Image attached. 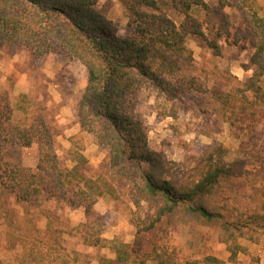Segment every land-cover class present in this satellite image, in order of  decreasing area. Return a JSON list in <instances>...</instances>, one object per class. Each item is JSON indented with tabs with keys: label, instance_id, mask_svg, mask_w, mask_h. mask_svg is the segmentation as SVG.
<instances>
[{
	"label": "trees",
	"instance_id": "16d2710c",
	"mask_svg": "<svg viewBox=\"0 0 264 264\" xmlns=\"http://www.w3.org/2000/svg\"><path fill=\"white\" fill-rule=\"evenodd\" d=\"M127 11L125 36L119 37L110 20L96 10V0H0V48H23L34 58L49 53L79 61L87 70V83L77 107L80 129L106 151L110 176L90 178L86 175V158L76 153L71 168L63 166L57 156L53 134L41 117L31 122H16L7 102L0 106V184L22 203L32 204L41 197L61 200L70 208L92 207L103 195L119 200L115 183L125 186L133 206L147 210L134 221L131 243L117 238L105 240L84 226V243L107 247L113 258L102 257L99 264H224L208 255L202 259H179L168 241L171 222L196 219L205 225L217 224L222 230L219 243L227 244L229 232L239 225L264 228V202L254 208H239L232 217L224 191L227 181L244 177L251 189L264 197L258 184L264 185V152L251 148L242 151L244 161L228 163L223 145L206 147L202 154H188L181 163L151 150L148 129L136 112L141 90H155L170 104L161 116L177 119L176 100L189 90L208 93L228 113L226 121L235 136L251 133L264 112V16L254 0H221L212 9L203 0H117ZM226 5L236 9L246 25V39L252 50L253 76L236 91L244 94L236 105L232 93L216 87L201 88L185 75L195 65L187 48L190 37H198L213 49L193 8L206 14L216 11L224 17ZM180 12L183 20L176 24L166 9ZM187 79V80H186ZM24 97V96H23ZM23 109V108H22ZM36 140L37 163L34 169L4 161L1 147H29ZM248 155V156H247ZM250 167V168H248ZM228 247V246H227ZM230 258L234 252L230 247Z\"/></svg>",
	"mask_w": 264,
	"mask_h": 264
},
{
	"label": "rangeland",
	"instance_id": "374dc122",
	"mask_svg": "<svg viewBox=\"0 0 264 264\" xmlns=\"http://www.w3.org/2000/svg\"><path fill=\"white\" fill-rule=\"evenodd\" d=\"M203 1L214 9L221 0ZM254 1L259 15L264 16V0ZM225 2L229 4L232 0ZM96 10L112 22L119 37L125 36L127 11L117 0H96ZM166 11L176 24L182 22L180 12L171 7ZM222 11L224 17L216 11L206 14L193 8L192 13L200 21L206 39L217 43L219 53L216 55L204 40L190 37L187 48L195 65L185 77L193 78L196 86L204 89L216 87L231 92L236 105L243 94L252 97V91H236L253 76L252 50L245 37L246 25L241 14L230 5ZM87 76L86 68L79 61L65 56L49 53L43 58H34L23 48H0V106L7 102L16 122H31L41 117L52 131L55 151L63 166L71 168L75 154L80 153L87 160L88 177L108 178L106 151L78 124L77 107ZM259 84L264 88V76ZM176 104L177 119L174 120L161 116L170 104L155 90H141L136 101V112L148 129L150 149L163 153L172 162L179 164L188 154L198 156L206 147L215 145H223L228 150L224 158L228 163L244 161L242 151L253 147L264 152V117L251 133L235 136L225 119L229 114L208 93L191 89ZM261 110L264 112V107ZM1 149L5 162L35 168L36 140L29 147L7 145ZM227 184L224 198L229 200L233 211L232 217L226 215L224 220H236L239 208H254L264 202L261 192L253 191L244 177H233ZM115 187L120 199L116 201L103 195L93 205L92 214L86 216L82 208L73 209L61 200L45 196L32 204L19 202L15 194L0 184V218L9 222L0 224V247L5 248L0 264H99L102 257L113 258L107 247L85 245L84 226L89 234L91 230L105 240L117 238L131 243L134 221L147 210L145 205L139 209L133 206L127 187L117 183ZM258 187L264 191V185L259 183ZM26 218L33 222H27ZM180 218H173L168 242L181 260L211 255L224 264H244L250 242H264V228L255 230L250 225L243 226V220L238 229L229 232L227 244H221L222 230L217 224L205 225L196 219L182 222ZM227 246L235 253L233 258Z\"/></svg>",
	"mask_w": 264,
	"mask_h": 264
},
{
	"label": "crops",
	"instance_id": "0c3cea01",
	"mask_svg": "<svg viewBox=\"0 0 264 264\" xmlns=\"http://www.w3.org/2000/svg\"><path fill=\"white\" fill-rule=\"evenodd\" d=\"M21 215H23V213H21ZM18 219H23V216H18ZM26 221L33 222V220H30L29 218H26ZM0 224L6 225L9 224V222H7L5 218H0ZM4 250V247H0V258H2V253ZM246 256L247 260L244 262V264H264V242H250L249 248L246 251Z\"/></svg>",
	"mask_w": 264,
	"mask_h": 264
}]
</instances>
